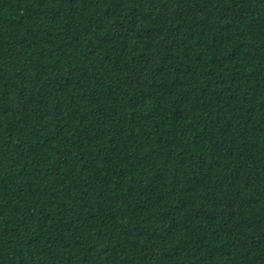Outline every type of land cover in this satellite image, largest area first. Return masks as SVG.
Wrapping results in <instances>:
<instances>
[{"label": "trees", "instance_id": "16d2710c", "mask_svg": "<svg viewBox=\"0 0 264 264\" xmlns=\"http://www.w3.org/2000/svg\"><path fill=\"white\" fill-rule=\"evenodd\" d=\"M0 264H264V0H0Z\"/></svg>", "mask_w": 264, "mask_h": 264}]
</instances>
